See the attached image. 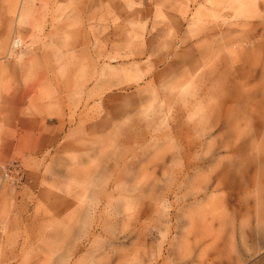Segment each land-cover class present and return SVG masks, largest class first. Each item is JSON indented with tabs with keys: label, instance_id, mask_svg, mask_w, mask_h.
<instances>
[{
	"label": "rangeland",
	"instance_id": "374dc122",
	"mask_svg": "<svg viewBox=\"0 0 264 264\" xmlns=\"http://www.w3.org/2000/svg\"><path fill=\"white\" fill-rule=\"evenodd\" d=\"M0 264H264V0H0Z\"/></svg>",
	"mask_w": 264,
	"mask_h": 264
}]
</instances>
